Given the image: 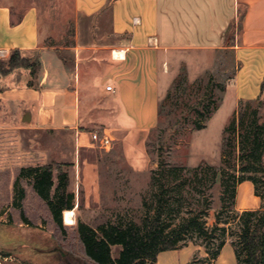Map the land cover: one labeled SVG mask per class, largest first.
Here are the masks:
<instances>
[{
  "label": "crops",
  "instance_id": "1",
  "mask_svg": "<svg viewBox=\"0 0 264 264\" xmlns=\"http://www.w3.org/2000/svg\"><path fill=\"white\" fill-rule=\"evenodd\" d=\"M40 4L0 0V59L8 60L13 51L21 50L40 61L36 77L27 68L0 77V126L70 132L72 152L78 149V155L96 148L92 133L101 128L102 134L118 138L122 148L115 155L135 170L125 138L135 131L144 144L145 135L157 126L162 95L181 70L173 60L176 55L227 50L237 64L229 85L235 107L262 94L264 0H74L75 42L66 48L41 45ZM100 36L109 41L96 44ZM99 50L105 55L89 54ZM117 51L123 56L116 57ZM110 85L113 90H108ZM97 112L102 116L93 117ZM54 154L61 153L57 149ZM78 159L73 158V167L77 163L80 170H93L99 178L97 163ZM51 162L69 163L58 158L43 164ZM252 190L254 200H260L257 208L246 206L245 196ZM262 206L254 183H241L237 210ZM231 249L229 241L216 263L236 264ZM196 254L207 255L204 247L191 242L161 252L158 264H187Z\"/></svg>",
  "mask_w": 264,
  "mask_h": 264
},
{
  "label": "rangeland",
  "instance_id": "2",
  "mask_svg": "<svg viewBox=\"0 0 264 264\" xmlns=\"http://www.w3.org/2000/svg\"><path fill=\"white\" fill-rule=\"evenodd\" d=\"M38 1L42 7L41 45L71 47L75 42L77 18L74 0ZM235 29V37H238V25ZM95 39L96 44L109 41L102 36ZM93 52L98 56L105 55L102 50L89 54ZM29 57L35 59V56ZM173 60L179 70L182 63L187 64L190 83L204 79L201 92L195 86L182 97L179 92L177 96H169L171 83L162 95L163 114L157 126L145 135L144 144L140 143L135 131L128 133L125 138L128 140L127 151L133 158L135 170L123 156L115 155L122 148L118 138L114 141L116 150L112 149L109 153L96 146L92 150H82L78 155V149L72 152L70 132L40 133L0 126V264H68L67 259L69 264H94L80 239L79 221L95 228L120 218L140 222L146 213L144 201L152 200V175L161 160L171 166L195 167L203 161L218 167L224 165V129L238 108L235 107L232 90L229 91L237 68L236 60L227 50L183 52ZM210 81L214 85L228 83L227 89L224 93L216 89L217 97H223L220 108L207 128L197 131L191 124L195 117L193 107L198 97L204 95ZM261 113L264 121V107ZM99 114L97 112L93 117L98 118ZM101 130L96 132L103 133ZM57 149L60 156L54 154ZM79 156L98 164L99 178L93 170H80L77 163L76 168L73 167V158L79 160ZM58 158L67 159L71 164L67 167L71 176L70 189L76 194V217L66 223L63 215V226L58 225L46 201L35 191L32 181L20 177L23 168L43 165ZM258 175L263 177L264 174ZM22 188L25 190L24 198L20 197ZM245 198L247 207L257 208L260 204V200H254L253 190ZM17 203H21L22 207ZM220 206L217 189L214 208L208 218L209 225L215 223ZM120 250L121 246H114L113 255L117 256ZM230 251L235 253L237 260L235 249Z\"/></svg>",
  "mask_w": 264,
  "mask_h": 264
},
{
  "label": "trees",
  "instance_id": "3",
  "mask_svg": "<svg viewBox=\"0 0 264 264\" xmlns=\"http://www.w3.org/2000/svg\"><path fill=\"white\" fill-rule=\"evenodd\" d=\"M39 67V58L31 60L21 50H15L8 60L0 59V77L16 68H27L36 77ZM203 82L200 78L190 83L187 66L183 65L168 94L177 96L179 92L182 97L195 86L201 92ZM33 84L31 81L30 85ZM227 84L215 86L210 81L205 87L204 95L198 97L193 107L194 130L207 128L223 101L222 95L217 97L215 91L224 93ZM263 96L264 82L257 100L239 102L224 129L223 166L207 161L195 167L171 166L161 160L152 175V200L144 201L146 213L140 222L120 218L95 228L79 221V236L89 259L94 264H158L161 252L192 242L204 247L207 255L196 254L187 264H215L230 241L236 252V264H264V205L242 212L236 208L238 187L244 181L253 182L256 195L264 198V175H258L264 174ZM163 109L161 100L159 120ZM70 165L51 162L23 168L20 173V177L32 181L60 226H63V215L66 223L76 217V194L70 189L71 176L67 169ZM217 189L221 206L215 223L209 225ZM24 196L22 188L20 197ZM17 206L22 207L21 203ZM114 246H121L117 256L113 255Z\"/></svg>",
  "mask_w": 264,
  "mask_h": 264
},
{
  "label": "built area",
  "instance_id": "4",
  "mask_svg": "<svg viewBox=\"0 0 264 264\" xmlns=\"http://www.w3.org/2000/svg\"><path fill=\"white\" fill-rule=\"evenodd\" d=\"M108 90H113V86H108ZM92 139L95 142L96 146L105 151H110L113 148L114 139L108 134L93 132Z\"/></svg>",
  "mask_w": 264,
  "mask_h": 264
},
{
  "label": "bare ground",
  "instance_id": "5",
  "mask_svg": "<svg viewBox=\"0 0 264 264\" xmlns=\"http://www.w3.org/2000/svg\"><path fill=\"white\" fill-rule=\"evenodd\" d=\"M115 56L116 57H122L123 56V52L117 51V52H115Z\"/></svg>",
  "mask_w": 264,
  "mask_h": 264
},
{
  "label": "flooded vegetation",
  "instance_id": "6",
  "mask_svg": "<svg viewBox=\"0 0 264 264\" xmlns=\"http://www.w3.org/2000/svg\"><path fill=\"white\" fill-rule=\"evenodd\" d=\"M67 260H68L67 263L69 264L70 260L69 259H67Z\"/></svg>",
  "mask_w": 264,
  "mask_h": 264
}]
</instances>
